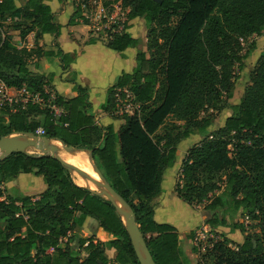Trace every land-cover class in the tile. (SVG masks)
<instances>
[{"label": "trees", "instance_id": "obj_1", "mask_svg": "<svg viewBox=\"0 0 264 264\" xmlns=\"http://www.w3.org/2000/svg\"><path fill=\"white\" fill-rule=\"evenodd\" d=\"M48 1L0 0V84L41 96L40 102L0 104V138L35 134L42 127L48 138L91 151L105 179L133 208L156 264H193L178 228L155 219L153 199L163 192L165 171L175 164L180 143L212 126L206 112L229 106L243 41L264 33V0H121L130 22L110 34L106 45L117 51L139 47L142 40L129 30L140 17L146 20L148 40L134 69L116 78L101 106L117 117V91L133 94L140 107L133 115L122 114L119 130L99 124L88 88L76 84L74 97L54 93V74L33 69L36 59L56 55L39 44L44 34L60 32ZM33 32L35 46L29 47L24 43ZM57 55L65 69L73 61L62 50ZM231 109L224 126L189 148L175 190L190 205L206 203L212 228L243 229L233 218L242 212L260 231L234 247L223 234L204 254L208 261L197 264H264V53ZM21 174L42 177L39 193L5 194L2 184ZM87 218L114 238L75 234ZM0 264L140 261L122 215L109 200L76 183L53 156L16 152L0 159Z\"/></svg>", "mask_w": 264, "mask_h": 264}, {"label": "crops", "instance_id": "obj_2", "mask_svg": "<svg viewBox=\"0 0 264 264\" xmlns=\"http://www.w3.org/2000/svg\"><path fill=\"white\" fill-rule=\"evenodd\" d=\"M21 1L24 4L26 0ZM18 2L20 0H17ZM73 2L74 0L48 1L60 24V32L58 35L44 34L39 44L44 51L54 52L56 55H44L36 59L37 62L35 61V64H33V69L40 74H54L50 85L54 93L66 97H74L78 95L74 90L76 84L88 88L93 112L96 114L99 124L103 126L112 124L115 130H119L125 121L118 116L104 112L101 106L106 101L108 88L114 84L116 78L124 71L131 72L136 66L139 49L136 47L128 48L125 51H117L109 48L101 41L91 40L88 37V31L91 27L86 23L79 22L75 16L76 9ZM71 20L79 23L71 24ZM32 43L29 47L35 46L34 42ZM59 50L73 58V61L69 63L70 65L66 69L63 68L61 57L57 55ZM11 91L13 93L17 92L16 88H11ZM178 152L179 147L177 155ZM165 174L163 192L153 199L155 219L158 222H167L176 226L182 241L180 226L187 224L185 232L191 231L197 221H200V217L192 210L190 204L179 198L175 190V181L166 185ZM31 175L33 174H21L11 182L16 183L23 178L31 177ZM181 200L186 203L184 204L186 206L182 204ZM103 232L106 231L103 230ZM191 239L192 237L189 238V240ZM183 249L190 257L194 254L193 250L190 252L189 248H186L184 244ZM108 251L112 255L115 253V249Z\"/></svg>", "mask_w": 264, "mask_h": 264}, {"label": "rangeland", "instance_id": "obj_3", "mask_svg": "<svg viewBox=\"0 0 264 264\" xmlns=\"http://www.w3.org/2000/svg\"><path fill=\"white\" fill-rule=\"evenodd\" d=\"M22 3L23 2L21 0L20 2H18L19 5H22ZM73 3L75 5L76 3L75 0ZM79 18H80V15H77L78 20ZM79 22L83 24L86 23L82 21H79ZM115 24L111 25V27L116 28L117 25ZM132 24H133V27L129 31L134 37L140 38L142 40V44L138 47V49L139 50L147 49L148 29H147L145 18L143 17L137 18L132 21ZM90 27L91 28L88 31L89 33L88 37L91 40L95 39L97 41L103 42L104 44L108 42V40L110 39V34L114 32L113 31L114 29L111 32L109 27H106L103 25L96 26V27L90 26ZM34 33L35 32L31 33L28 36L27 41L24 44H27L28 46H31L33 44L32 42H34L33 41ZM263 53H264V33L262 35H253L249 39L243 41V50L241 54L244 58H243L242 64L236 67L234 97L229 100V106L226 107L224 110L220 111L219 113L213 112V111L206 112L207 115L211 114V116L213 117V124L211 127H209L207 131L203 133L193 134L180 143L179 152H178L177 160L175 164L166 170V174H165L166 175L165 179L167 182L166 185L171 184L174 181L175 183H177V180L180 175L183 159L186 156L189 148H191L194 144L199 143L210 132H213L217 130L218 128L224 126L227 116H229L232 113L231 105L240 102L241 98L243 97L246 91V88L250 84V75L252 71L255 69L258 59L261 57ZM33 64H35V62ZM33 64H32V67L34 68ZM16 96L19 99L24 98L22 92L16 93ZM117 116L122 117L123 115L121 113H117ZM27 150L31 153L39 152L34 147H30ZM61 150L67 155L73 154V153L66 151L63 147ZM73 177L75 178V181L78 178H80V176L76 173L73 174ZM2 187L5 189L6 195L7 194L17 195L20 193H26V194L33 195V194L39 193V191L43 188V180H42V177L31 175V177L23 178L17 181L16 183L11 182V181L4 183L2 184ZM222 192H224V187L217 194H220ZM181 202L183 205L186 204L182 200ZM205 204L206 203H202L200 205L198 204L191 205L192 210H194L200 217V221L199 220L197 221V224L193 226L194 228L191 231L185 232V229H186L185 227H187V224H183L180 226V232H181L180 234H181L182 242L186 248H189L190 252L193 250L195 246H197L194 244V239L196 235L198 236V233H199L200 241H198L197 244L198 246L202 248V251L200 253L196 252L192 254L191 257H192L193 264H197L198 262L203 263V262L208 261V257L204 256V254L207 252L208 247L210 246L212 242L211 239H209L210 233L206 231L205 229H203V228H207L206 227L208 226L207 220L210 216V213H208L205 209ZM222 214H223V211L219 210L218 215L221 216ZM227 217H229V215ZM233 218H234V222H240L244 225L243 229H237L235 231H231L230 226H219L217 227L218 229H216L218 230L217 234H219V236L220 235L223 236V234H228L229 237L232 238L230 239L232 241V244H231L232 247L236 246L238 243L243 242L245 238H247L248 236L256 234L257 232L260 231L256 225L257 223L251 220L246 214H243L242 212H238V214H235ZM90 233H96L97 236L102 241H109L114 238L113 235H111L110 233L103 232V230L98 227L97 221L94 220L93 218H87L86 224L83 227V229L78 228L75 232V234L80 235V236H88ZM191 234L193 235V239L189 240ZM205 245L208 247L205 248L204 247ZM108 255L114 256L115 253L112 255V253L108 251Z\"/></svg>", "mask_w": 264, "mask_h": 264}, {"label": "water", "instance_id": "obj_4", "mask_svg": "<svg viewBox=\"0 0 264 264\" xmlns=\"http://www.w3.org/2000/svg\"><path fill=\"white\" fill-rule=\"evenodd\" d=\"M155 1H162V0H155ZM53 141H57L61 143L62 147L70 152L76 153L79 151L87 152L92 167L95 171H97L99 178H94L91 176L85 169L81 168L80 166L64 159L59 154V146L54 144ZM30 147L36 148L39 152H33L34 154L45 155L49 154L53 156L55 159L60 161L72 174L76 173L79 176L86 178L92 182L98 183L101 185V189H93L86 185L85 186L91 189L93 192L105 197L109 200L116 208V210L122 215L128 233L130 235L132 244L136 251L138 260L140 264H156L147 242L137 224L136 215L133 208L124 200V198L110 185V183L105 179L103 173L100 171L98 166L95 164L92 158V152L85 150V149H78L74 146L66 145L65 142L58 139H51L46 136L39 137L34 133H14L11 135H6L0 138V159H3L13 153L16 152H29L27 149ZM31 153V152H30ZM80 185V184H79ZM256 243V242H255Z\"/></svg>", "mask_w": 264, "mask_h": 264}, {"label": "built area", "instance_id": "obj_5", "mask_svg": "<svg viewBox=\"0 0 264 264\" xmlns=\"http://www.w3.org/2000/svg\"><path fill=\"white\" fill-rule=\"evenodd\" d=\"M75 7L79 11V21L86 22L89 26H106L109 27L111 34L119 33L123 30H125V24L127 22H130L128 19V13L129 9L125 8L123 6L122 1L115 2L114 0H75ZM116 23V24H115ZM117 25L116 28L111 27V25ZM11 88L7 86L5 83L0 84V104L3 103H16V102H28L29 100H32L34 102H40L41 96L39 94L32 95L26 90H17L16 93H23L24 98H17L16 93H13L11 91ZM124 94V96H123ZM117 99H118V107L119 111L117 113H127L130 115H133L136 113V111L139 109L140 105L137 104L134 100V96L131 92L128 90H125L124 93H122L121 90L117 91ZM39 137L44 136L45 130L42 127H39L35 133ZM207 228H203L206 231L210 233L211 244L210 246H204L205 248H211L213 243L217 240L221 239L223 236H219L217 234L216 229L218 228H212L209 225L206 226ZM229 237V235L227 234ZM199 233L198 236L196 235L194 239V244L197 245L195 248L198 249V252L200 253L202 251V248L198 246L199 240Z\"/></svg>", "mask_w": 264, "mask_h": 264}, {"label": "bare ground", "instance_id": "obj_6", "mask_svg": "<svg viewBox=\"0 0 264 264\" xmlns=\"http://www.w3.org/2000/svg\"><path fill=\"white\" fill-rule=\"evenodd\" d=\"M54 144L58 145L60 150H59V154L66 160L75 163L76 165L80 166L81 168L85 169L91 176H93L94 178H99V175L97 173V171H95L92 167L91 161L89 156H87L86 152L83 151H79L76 153H73L72 155H67L64 152H62V145L61 143L57 142V141H53ZM76 183L80 184V185H86L89 186L93 189H97L100 190L101 189V185L95 182H92L86 178H83L80 176V178H78L76 180Z\"/></svg>", "mask_w": 264, "mask_h": 264}]
</instances>
